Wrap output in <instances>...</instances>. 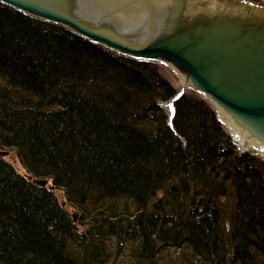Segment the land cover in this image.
Wrapping results in <instances>:
<instances>
[{
  "label": "trees",
  "instance_id": "1",
  "mask_svg": "<svg viewBox=\"0 0 264 264\" xmlns=\"http://www.w3.org/2000/svg\"><path fill=\"white\" fill-rule=\"evenodd\" d=\"M175 92L158 64L0 3V152L24 171L0 155V264H100L110 242L264 264V161L192 93L170 128Z\"/></svg>",
  "mask_w": 264,
  "mask_h": 264
},
{
  "label": "water",
  "instance_id": "2",
  "mask_svg": "<svg viewBox=\"0 0 264 264\" xmlns=\"http://www.w3.org/2000/svg\"><path fill=\"white\" fill-rule=\"evenodd\" d=\"M0 3L115 55L162 65L179 87L160 102L170 128L174 103L188 91L208 104L239 152L264 161V0Z\"/></svg>",
  "mask_w": 264,
  "mask_h": 264
},
{
  "label": "rangeland",
  "instance_id": "3",
  "mask_svg": "<svg viewBox=\"0 0 264 264\" xmlns=\"http://www.w3.org/2000/svg\"><path fill=\"white\" fill-rule=\"evenodd\" d=\"M158 65L162 74L173 84V86L176 88L177 91L179 88L177 81H175L173 76L165 67H163L160 64ZM6 153L7 154L5 155L3 154L0 155L4 156L5 159L8 160L18 171L24 172L23 168L16 159L13 151H8ZM55 191L59 201H63L62 203L64 204L65 201L62 192L57 189H55ZM69 210L73 212L71 208ZM135 252L136 251L132 249L130 243H123L119 246H116L115 244H112L110 242L109 245H107L108 255L106 256V260L100 264H149V262L146 261V259H144L143 256H139ZM152 264H205V262L196 258L190 252L189 249L183 247L181 249L178 248L161 249L154 257Z\"/></svg>",
  "mask_w": 264,
  "mask_h": 264
}]
</instances>
